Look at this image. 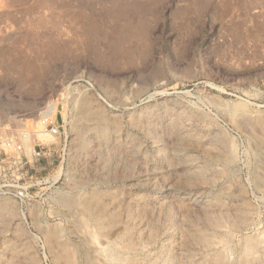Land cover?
<instances>
[{"label":"rangeland","instance_id":"374dc122","mask_svg":"<svg viewBox=\"0 0 264 264\" xmlns=\"http://www.w3.org/2000/svg\"><path fill=\"white\" fill-rule=\"evenodd\" d=\"M48 107L0 264H264V0H0V121Z\"/></svg>","mask_w":264,"mask_h":264},{"label":"built area","instance_id":"2783aa9c","mask_svg":"<svg viewBox=\"0 0 264 264\" xmlns=\"http://www.w3.org/2000/svg\"><path fill=\"white\" fill-rule=\"evenodd\" d=\"M20 117L18 123L0 121V195L21 204L31 201L39 187L35 177L40 161L50 156L47 138H62L63 120L45 108L38 120L29 124Z\"/></svg>","mask_w":264,"mask_h":264},{"label":"bare ground","instance_id":"6f19581e","mask_svg":"<svg viewBox=\"0 0 264 264\" xmlns=\"http://www.w3.org/2000/svg\"><path fill=\"white\" fill-rule=\"evenodd\" d=\"M134 31L137 32V33L139 32L137 29H135ZM48 108H49V107H48ZM48 139H49V138L45 139V141H48ZM49 140H50V139H49ZM249 255H250V254H249ZM222 258H223V257H222ZM222 258H221V257H218V258H217V263H218V264H225V262L223 261Z\"/></svg>","mask_w":264,"mask_h":264}]
</instances>
